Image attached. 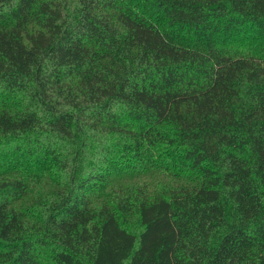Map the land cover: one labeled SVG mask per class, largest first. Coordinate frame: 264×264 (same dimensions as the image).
Masks as SVG:
<instances>
[{"label":"trees","instance_id":"trees-1","mask_svg":"<svg viewBox=\"0 0 264 264\" xmlns=\"http://www.w3.org/2000/svg\"><path fill=\"white\" fill-rule=\"evenodd\" d=\"M0 264H264V0H0Z\"/></svg>","mask_w":264,"mask_h":264}]
</instances>
